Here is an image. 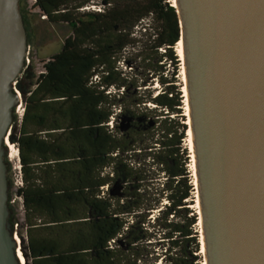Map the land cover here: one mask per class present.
<instances>
[{
  "label": "trees",
  "instance_id": "16d2710c",
  "mask_svg": "<svg viewBox=\"0 0 264 264\" xmlns=\"http://www.w3.org/2000/svg\"><path fill=\"white\" fill-rule=\"evenodd\" d=\"M89 1L33 3L34 16L69 33L26 91L21 120L14 115L8 135L21 164L22 254L29 264H157L160 257V264H199L195 190L182 144L188 126L174 84L176 9L171 0H104L102 12L81 11ZM19 7L28 39L26 0ZM143 23L141 61L164 88L121 105L124 89L139 85L128 83L117 62L139 42L135 28ZM16 87L22 92L18 78ZM145 103L153 107L140 112ZM119 116L128 122L123 131L107 124Z\"/></svg>",
  "mask_w": 264,
  "mask_h": 264
},
{
  "label": "water",
  "instance_id": "95a60500",
  "mask_svg": "<svg viewBox=\"0 0 264 264\" xmlns=\"http://www.w3.org/2000/svg\"><path fill=\"white\" fill-rule=\"evenodd\" d=\"M176 2L204 262L264 264V0ZM27 48L19 0H0V264H22L5 156Z\"/></svg>",
  "mask_w": 264,
  "mask_h": 264
},
{
  "label": "rangeland",
  "instance_id": "374dc122",
  "mask_svg": "<svg viewBox=\"0 0 264 264\" xmlns=\"http://www.w3.org/2000/svg\"><path fill=\"white\" fill-rule=\"evenodd\" d=\"M27 3V9L30 12V15L28 16V24H27V32H28V59L29 63L26 67H24L21 75L18 77L19 84L22 89V92L17 88V90L20 92L21 95V107H24V98L26 96V91L32 89L33 82L35 81L36 77L39 73L44 71L43 65L46 61H48L49 57L55 53H57L62 46V42L64 37L69 33V30L64 25H51L47 23L45 20H42V17L34 16L37 14L38 9L33 7V1L32 0H26ZM89 3H94L96 5H104V0H90ZM146 22V21H145ZM144 23L142 25H139L137 28H135V34H137V37L139 39V42L128 46L119 56V61L117 62L118 69L121 70L124 75L127 77L128 83L136 82L138 87L129 86L124 89V95L122 96L123 102L121 100V105H125V103H128L131 101L134 95L136 97H148V96H154L159 91H161L164 86H162L143 66V62L141 61V52L145 55V42L147 39V35H144L145 32L143 30ZM150 30H147V33ZM176 52V51H175ZM155 61V59L152 60V63ZM181 61L178 63V69L176 74L174 75V84L179 89L181 93L182 98V104L183 103V92H182V86H183V80L181 76ZM167 70L165 72H168V76L170 77V74L172 73V67H168L166 65ZM122 88L120 89V91ZM111 93L117 92L116 89L111 88ZM120 93V92H119ZM116 103L120 99L116 97ZM119 104V103H118ZM144 105V106H143ZM144 107L151 109L153 105L151 103H145L141 104L139 107L140 112H144ZM118 106L115 107V112H118ZM183 112L182 115H184L186 120V115L184 114V107H182ZM15 115L17 117L18 122V112H16L15 109ZM149 118L152 119L154 114H148ZM186 122V121H185ZM19 123V122H18ZM117 124L118 130L123 131L126 129L128 122L126 119H124L123 116H119L116 118V121L112 123V125ZM15 127V126H14ZM11 128L12 130L14 129ZM10 129V131H11ZM147 134V133H146ZM10 141V139L8 138ZM11 142V141H10ZM12 145H14L15 149L17 150V144L16 142H12ZM185 147H187V151L189 153V169H190V152L187 146L186 138L182 142ZM18 151V150H17ZM8 151H7V161L9 165V171H8V177L11 182L10 187V203L12 206V209L14 211L15 217L17 218L18 224L13 226V230L16 233V236L19 239V248L21 249V243H20V235H24L25 227L23 223V210L21 206V200L17 194V189L19 186L18 179H19V170L20 167V175H21V164L19 157L9 159L8 157ZM137 159V157H136ZM136 159H133L135 161ZM149 161V160H147ZM156 174H160V178L163 179L162 174L160 172L155 171ZM192 173V172H191ZM193 177V175H192ZM193 181V179H192ZM194 185V184H193ZM115 191V188L113 189ZM195 197V193H194ZM195 202V201H194ZM163 203H166V200L163 199ZM195 203L191 205V208L195 209ZM197 213V212H196ZM197 225V224H196ZM199 228V226H196ZM165 247V246H164ZM163 247L161 246H155L154 250L156 252L162 255L161 251ZM22 252V250H21ZM159 258L157 264H160ZM203 261V255L200 254V260L199 264H202ZM25 264H29V260L25 257Z\"/></svg>",
  "mask_w": 264,
  "mask_h": 264
},
{
  "label": "bare ground",
  "instance_id": "6f19581e",
  "mask_svg": "<svg viewBox=\"0 0 264 264\" xmlns=\"http://www.w3.org/2000/svg\"><path fill=\"white\" fill-rule=\"evenodd\" d=\"M172 2V5L173 6H177V2L176 0H171ZM175 51H176V54L177 56L179 57L180 61H181V76H182V80H183V86H182V92H183V103H184V114L186 115V124L188 125L189 124V109H188V102H187V91H186V85H185V73H184V67H183V63H182V60H183V51H182V44H181V40H179L175 46ZM20 109L21 107H19L17 109V112H20ZM186 142H187V146H188V149H189V152H190V170L192 172V175H193V184H194V190L196 189V180H195V166H194V159H193V145H192V140H191V132H190V129L188 128L187 131H186ZM7 151H8V157L9 159H13V158H17L18 157V152L17 150L15 149L14 145L11 144L10 141L7 140ZM195 209H196V212L197 214H199V203H198V199H197V194H196V191H195ZM200 219L198 218V222H197V226H199V229H200ZM17 241H19L18 237H17ZM200 254L203 255V252H204V249H203V243H202V238L200 237ZM17 254H18V257L20 259V262L22 264H25V258L21 252L20 249L17 250ZM202 264H205L204 262V258H203V261H202Z\"/></svg>",
  "mask_w": 264,
  "mask_h": 264
},
{
  "label": "built area",
  "instance_id": "2783aa9c",
  "mask_svg": "<svg viewBox=\"0 0 264 264\" xmlns=\"http://www.w3.org/2000/svg\"><path fill=\"white\" fill-rule=\"evenodd\" d=\"M32 1L34 2V0H32ZM103 9H104V5H96L94 3H88L84 7L80 8L81 11H96V12H102ZM41 17L45 18L44 15H42ZM28 63H29V59H28V48H27V53H26V56H25V67L28 65ZM96 78H97V76H94L93 80L95 81ZM16 83H17V80L13 82V88H14L15 91H16V89H15ZM17 93H19V92L17 91ZM19 96H20V93H19ZM19 107H21V101L16 107V112H17V109ZM22 113H23V107H21L20 112H18V117H19L18 118V122H20V120H21ZM112 119H113V117H111L110 121L107 123L110 128H112ZM18 170H19L18 183H19V186H21L22 185V181H21V175H20V167L18 168ZM20 200H21V198H20ZM21 206H22V201H21ZM14 225L16 226L17 224L15 223ZM14 234H16V233L14 232Z\"/></svg>",
  "mask_w": 264,
  "mask_h": 264
}]
</instances>
